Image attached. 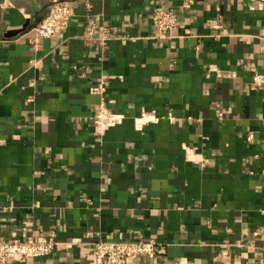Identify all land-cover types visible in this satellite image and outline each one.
Segmentation results:
<instances>
[{
    "label": "crops",
    "instance_id": "1",
    "mask_svg": "<svg viewBox=\"0 0 264 264\" xmlns=\"http://www.w3.org/2000/svg\"><path fill=\"white\" fill-rule=\"evenodd\" d=\"M53 1L0 0V239L55 241L10 264L137 238L162 253L136 264H264V0H67L36 37ZM155 8L176 15L161 36Z\"/></svg>",
    "mask_w": 264,
    "mask_h": 264
},
{
    "label": "built area",
    "instance_id": "2",
    "mask_svg": "<svg viewBox=\"0 0 264 264\" xmlns=\"http://www.w3.org/2000/svg\"><path fill=\"white\" fill-rule=\"evenodd\" d=\"M72 13V5L67 0H55L49 6L46 14L34 27L36 37L47 38L66 28L67 21ZM151 23L158 35L174 27L176 15L169 10L155 8L151 14ZM98 37L100 40L108 39L105 27L94 24L85 25L82 31L83 39ZM250 88H264V73H253L249 83ZM105 87L103 81L91 88L92 93L100 96L98 107V121L96 129H100L102 118L106 116L102 94ZM116 118L115 120H117ZM24 230V227L21 228ZM55 246L52 236L31 235L22 237L12 236L0 239V264H10L20 260L33 259L50 254ZM162 253V248L153 239H120L94 241L89 254L92 264H136L141 257L152 258Z\"/></svg>",
    "mask_w": 264,
    "mask_h": 264
}]
</instances>
